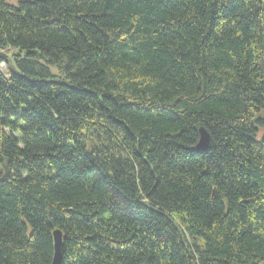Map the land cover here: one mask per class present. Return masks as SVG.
<instances>
[{
	"label": "trees",
	"instance_id": "1",
	"mask_svg": "<svg viewBox=\"0 0 264 264\" xmlns=\"http://www.w3.org/2000/svg\"><path fill=\"white\" fill-rule=\"evenodd\" d=\"M6 50L0 264H264V0H0Z\"/></svg>",
	"mask_w": 264,
	"mask_h": 264
},
{
	"label": "water",
	"instance_id": "2",
	"mask_svg": "<svg viewBox=\"0 0 264 264\" xmlns=\"http://www.w3.org/2000/svg\"><path fill=\"white\" fill-rule=\"evenodd\" d=\"M199 141L196 145V149L199 151H204L208 148L210 137L207 132L200 128L198 131ZM53 237V257L51 264H60L61 263V247H62V238L61 233L58 231H54L52 234Z\"/></svg>",
	"mask_w": 264,
	"mask_h": 264
},
{
	"label": "rangeland",
	"instance_id": "3",
	"mask_svg": "<svg viewBox=\"0 0 264 264\" xmlns=\"http://www.w3.org/2000/svg\"><path fill=\"white\" fill-rule=\"evenodd\" d=\"M8 2L11 4H14L15 0H8ZM0 53L8 55L10 53V50L0 51ZM0 67H1V69H4V66L2 64L0 65Z\"/></svg>",
	"mask_w": 264,
	"mask_h": 264
},
{
	"label": "bare ground",
	"instance_id": "4",
	"mask_svg": "<svg viewBox=\"0 0 264 264\" xmlns=\"http://www.w3.org/2000/svg\"><path fill=\"white\" fill-rule=\"evenodd\" d=\"M54 250V249H53ZM62 250V249H61Z\"/></svg>",
	"mask_w": 264,
	"mask_h": 264
}]
</instances>
